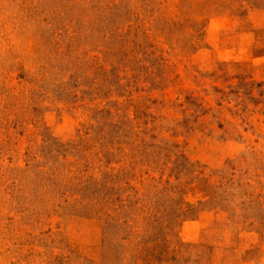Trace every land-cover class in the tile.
I'll list each match as a JSON object with an SVG mask.
<instances>
[{"label": "rangeland", "instance_id": "374dc122", "mask_svg": "<svg viewBox=\"0 0 264 264\" xmlns=\"http://www.w3.org/2000/svg\"><path fill=\"white\" fill-rule=\"evenodd\" d=\"M0 264H264V0H0Z\"/></svg>", "mask_w": 264, "mask_h": 264}]
</instances>
